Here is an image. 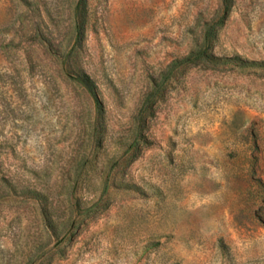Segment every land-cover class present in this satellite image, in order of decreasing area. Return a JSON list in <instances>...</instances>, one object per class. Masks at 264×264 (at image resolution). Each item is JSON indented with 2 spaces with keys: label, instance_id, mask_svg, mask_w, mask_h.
I'll list each match as a JSON object with an SVG mask.
<instances>
[{
  "label": "rangeland",
  "instance_id": "374dc122",
  "mask_svg": "<svg viewBox=\"0 0 264 264\" xmlns=\"http://www.w3.org/2000/svg\"><path fill=\"white\" fill-rule=\"evenodd\" d=\"M0 264H264V0H0Z\"/></svg>",
  "mask_w": 264,
  "mask_h": 264
}]
</instances>
